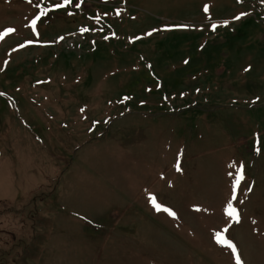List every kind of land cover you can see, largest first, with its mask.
Listing matches in <instances>:
<instances>
[{"label":"rangeland","instance_id":"1","mask_svg":"<svg viewBox=\"0 0 264 264\" xmlns=\"http://www.w3.org/2000/svg\"><path fill=\"white\" fill-rule=\"evenodd\" d=\"M0 264H264V0H0Z\"/></svg>","mask_w":264,"mask_h":264},{"label":"snow or ice","instance_id":"2","mask_svg":"<svg viewBox=\"0 0 264 264\" xmlns=\"http://www.w3.org/2000/svg\"><path fill=\"white\" fill-rule=\"evenodd\" d=\"M28 2L31 3L32 0H28ZM70 2H71V0H65V4L70 3ZM56 7H57V8H60L61 5H60V4H57ZM207 10H208V9H207V7H206V8H205V11H207ZM39 19H40V17H37L36 20H33V21H32L31 26H32L33 28L36 27V22H37V20H39ZM236 19H240V17L237 16ZM212 27H213V29H215L217 26H216L215 24H213ZM13 31H15V30L10 28V29H8V30L6 31L5 35H7L8 33L13 32ZM84 31H88V29H84ZM29 43H32V42L30 41ZM177 170H180V166H179V164H177ZM243 178H244V177H243V167H241V169H240V175H239V177L236 179V182H235V183H236V186H239V184H240V182H241V180H242ZM249 190H250V189H249ZM232 199H233V200L235 199V195H233ZM152 203L155 205V198H154V197H153V199H152ZM228 208H229L228 215H229L230 217H233V218L235 219V221L238 223V222H239V214L237 213L236 209L233 208V206H232L231 204L228 205ZM157 210H159V207H158V206H157ZM170 214L173 215V216H175V213H174V212H170ZM225 231H227V229H225ZM217 240H218V242H221V243L224 242L223 237L221 236L220 233H217ZM229 247H231L233 251H236L235 245H231V244H230ZM236 259H237V261L239 262V260H240L239 255H237Z\"/></svg>","mask_w":264,"mask_h":264}]
</instances>
